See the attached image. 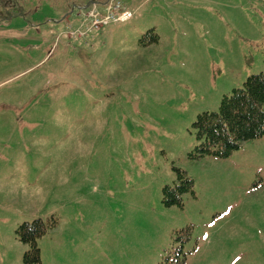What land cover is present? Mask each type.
<instances>
[{
	"label": "rangeland",
	"instance_id": "rangeland-1",
	"mask_svg": "<svg viewBox=\"0 0 264 264\" xmlns=\"http://www.w3.org/2000/svg\"><path fill=\"white\" fill-rule=\"evenodd\" d=\"M0 22V264H264V135L195 157L194 122L264 71V0H18ZM154 29L158 39L145 37ZM177 169L195 195L166 205Z\"/></svg>",
	"mask_w": 264,
	"mask_h": 264
},
{
	"label": "trees",
	"instance_id": "trees-1",
	"mask_svg": "<svg viewBox=\"0 0 264 264\" xmlns=\"http://www.w3.org/2000/svg\"><path fill=\"white\" fill-rule=\"evenodd\" d=\"M18 0H0V22L25 15ZM145 37L158 39L154 29ZM200 144L195 148V157L206 155L225 158L238 149L243 142L253 141L264 135V71L246 78L241 87L223 96L218 111H204L194 122ZM190 192L195 195L194 179L184 170L177 169L174 184L163 188V202L171 206L183 205V196ZM42 219L20 224L18 237L28 245L23 255L24 264H41V248L38 239L47 231Z\"/></svg>",
	"mask_w": 264,
	"mask_h": 264
}]
</instances>
